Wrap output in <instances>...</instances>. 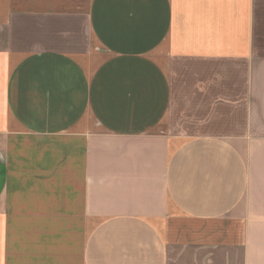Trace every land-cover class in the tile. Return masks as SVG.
<instances>
[{
    "label": "crops",
    "instance_id": "crops-1",
    "mask_svg": "<svg viewBox=\"0 0 264 264\" xmlns=\"http://www.w3.org/2000/svg\"><path fill=\"white\" fill-rule=\"evenodd\" d=\"M0 264H264V0H0Z\"/></svg>",
    "mask_w": 264,
    "mask_h": 264
}]
</instances>
